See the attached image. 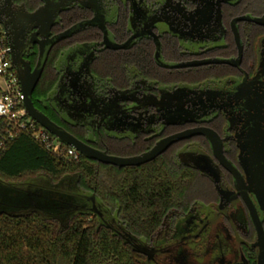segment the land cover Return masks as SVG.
<instances>
[{
    "label": "flooded vegetation",
    "instance_id": "obj_1",
    "mask_svg": "<svg viewBox=\"0 0 264 264\" xmlns=\"http://www.w3.org/2000/svg\"><path fill=\"white\" fill-rule=\"evenodd\" d=\"M242 17L264 9L253 0H0L11 67L37 112L108 155L162 146L150 162L190 174L158 229L137 236L146 250L128 245L137 264L264 262L253 177L264 22Z\"/></svg>",
    "mask_w": 264,
    "mask_h": 264
},
{
    "label": "trees",
    "instance_id": "obj_2",
    "mask_svg": "<svg viewBox=\"0 0 264 264\" xmlns=\"http://www.w3.org/2000/svg\"><path fill=\"white\" fill-rule=\"evenodd\" d=\"M253 1L264 9V0ZM8 129L0 120V140ZM67 148L60 142L58 151L48 150L20 131L0 149V182L18 185L14 182L24 177L43 175V181L58 184L76 177L82 191L95 193L109 207L118 203L119 218L132 234L149 237L190 181V174L173 172L163 162L117 169L84 156L70 157ZM26 186L35 198H41L35 193L50 191L34 183ZM52 205L42 214L24 206L6 211L0 201V264H137L138 254L99 226L96 217L85 212L67 217L66 209Z\"/></svg>",
    "mask_w": 264,
    "mask_h": 264
},
{
    "label": "water",
    "instance_id": "obj_3",
    "mask_svg": "<svg viewBox=\"0 0 264 264\" xmlns=\"http://www.w3.org/2000/svg\"><path fill=\"white\" fill-rule=\"evenodd\" d=\"M255 23L264 22V18L258 17H242ZM22 91L25 95L24 105L28 115L36 121L39 125L45 128L49 133L57 138V140L67 146L73 147L81 156H84L90 160L97 161L101 164L112 165L116 167H129V166H140L146 164L156 158L164 147L155 148L153 151L146 153L142 156L136 157H118L108 155L104 152L94 150L84 143L77 140L70 133L64 130L62 127L56 125L45 115L37 112L31 103V89L25 87V85L18 79ZM261 144L258 148L262 154L258 157V168L253 173L255 182H257L259 196L264 202V129L260 132ZM78 178L70 177L60 181L58 184L51 185L47 183L48 192L37 194L39 197L48 198L49 204L60 206L61 208L66 207L69 210L67 217L73 215L76 212H85L88 214H94L97 216L99 226L109 228L114 235L120 236L124 243L128 244L134 249L144 252L146 249L141 246V238L132 234L128 228L118 219V210L114 213L110 207L106 206L104 202L95 194L88 193L77 189ZM32 183H29V185ZM108 218L109 220L107 221ZM261 239H264V234L260 229ZM141 243V244H140ZM259 264H264L263 257L260 259Z\"/></svg>",
    "mask_w": 264,
    "mask_h": 264
},
{
    "label": "built area",
    "instance_id": "obj_4",
    "mask_svg": "<svg viewBox=\"0 0 264 264\" xmlns=\"http://www.w3.org/2000/svg\"><path fill=\"white\" fill-rule=\"evenodd\" d=\"M10 49L0 28V120L9 127L7 135L0 140V149L4 143L13 139L20 131H24L36 141L45 145L48 150L58 151L60 142L55 136L51 139L45 128L34 121L27 113L25 95L11 67ZM66 154L75 159L81 155L68 146Z\"/></svg>",
    "mask_w": 264,
    "mask_h": 264
},
{
    "label": "rangeland",
    "instance_id": "obj_5",
    "mask_svg": "<svg viewBox=\"0 0 264 264\" xmlns=\"http://www.w3.org/2000/svg\"><path fill=\"white\" fill-rule=\"evenodd\" d=\"M43 179H45L43 175H30L14 182L15 184L18 185H6L0 182V201L3 204L7 205L6 207H2V208H4V210L6 211H11L14 210L17 206H21V207L24 206L27 209L40 211L42 214L43 212L47 213L48 211L47 209H52L49 208L48 206L49 205L48 198L31 197L30 195H28V193L32 192L31 188L27 186L25 187V185H28L29 183L46 185L47 182L43 181ZM48 183L54 184L56 182L48 181ZM77 189L82 190L79 187V181L77 183ZM36 202L40 205L38 206L37 204L35 206L34 204H36ZM33 207H35V209ZM36 207L38 209H36ZM113 208H115V205L113 206ZM53 210H55V208H53Z\"/></svg>",
    "mask_w": 264,
    "mask_h": 264
}]
</instances>
